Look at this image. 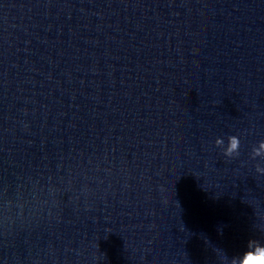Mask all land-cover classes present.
<instances>
[{
  "label": "water",
  "instance_id": "1",
  "mask_svg": "<svg viewBox=\"0 0 264 264\" xmlns=\"http://www.w3.org/2000/svg\"><path fill=\"white\" fill-rule=\"evenodd\" d=\"M261 142L264 0H0V264L264 244Z\"/></svg>",
  "mask_w": 264,
  "mask_h": 264
},
{
  "label": "clouds",
  "instance_id": "2",
  "mask_svg": "<svg viewBox=\"0 0 264 264\" xmlns=\"http://www.w3.org/2000/svg\"><path fill=\"white\" fill-rule=\"evenodd\" d=\"M218 143H223L218 141ZM240 147L239 138L235 136L229 137L228 145L224 151V155L231 156L233 152H238ZM264 150V142L258 144L255 149L256 154ZM258 171L264 172V169ZM221 264H264V244L259 240L250 239L244 249L239 253L228 257L226 254L221 255Z\"/></svg>",
  "mask_w": 264,
  "mask_h": 264
}]
</instances>
